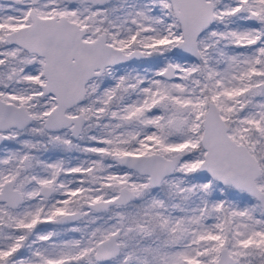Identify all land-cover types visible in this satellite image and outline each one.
I'll list each match as a JSON object with an SVG mask.
<instances>
[{"label":"snow or ice","instance_id":"6c2138e0","mask_svg":"<svg viewBox=\"0 0 264 264\" xmlns=\"http://www.w3.org/2000/svg\"><path fill=\"white\" fill-rule=\"evenodd\" d=\"M0 264H264V0L0 3Z\"/></svg>","mask_w":264,"mask_h":264},{"label":"flooded vegetation","instance_id":"af4514ba","mask_svg":"<svg viewBox=\"0 0 264 264\" xmlns=\"http://www.w3.org/2000/svg\"><path fill=\"white\" fill-rule=\"evenodd\" d=\"M7 0H0V3H6Z\"/></svg>","mask_w":264,"mask_h":264}]
</instances>
